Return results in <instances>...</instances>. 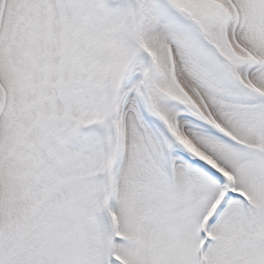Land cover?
I'll return each mask as SVG.
<instances>
[{
	"label": "snow or ice",
	"instance_id": "obj_1",
	"mask_svg": "<svg viewBox=\"0 0 264 264\" xmlns=\"http://www.w3.org/2000/svg\"><path fill=\"white\" fill-rule=\"evenodd\" d=\"M0 264H264V0H0Z\"/></svg>",
	"mask_w": 264,
	"mask_h": 264
}]
</instances>
